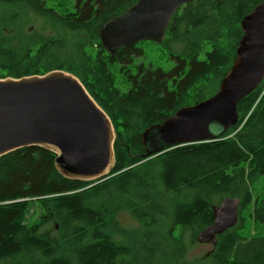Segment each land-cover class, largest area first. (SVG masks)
Segmentation results:
<instances>
[{"label": "trees", "instance_id": "1", "mask_svg": "<svg viewBox=\"0 0 264 264\" xmlns=\"http://www.w3.org/2000/svg\"><path fill=\"white\" fill-rule=\"evenodd\" d=\"M135 1L0 0V79L70 73L115 134L114 165L95 180L64 176L55 151L41 146L0 157V264H185L224 197L240 199L238 221L216 236L209 264H264V236L241 230L264 223V187L252 190L264 175V78L220 137L147 158L155 139L142 141L149 126L217 91L235 58L242 18L263 0L179 7L156 43L173 61L168 70L140 62L148 41L114 54L100 44L101 26ZM122 212L139 232L123 227Z\"/></svg>", "mask_w": 264, "mask_h": 264}, {"label": "water", "instance_id": "2", "mask_svg": "<svg viewBox=\"0 0 264 264\" xmlns=\"http://www.w3.org/2000/svg\"><path fill=\"white\" fill-rule=\"evenodd\" d=\"M193 0H136L110 18L98 31L108 54L140 41L161 43L177 9ZM242 36L230 69L217 91L197 104L178 109L142 134L143 158L171 148L214 140L238 120L237 104L264 78V0L241 20ZM219 123L218 134L210 131ZM115 134L110 119L70 73L54 70L44 75L0 79V157L19 148L41 146L57 154L56 166L66 177L95 180L114 165ZM240 199L224 197L212 206L213 221L197 235L210 243L238 221ZM210 252L207 254L209 255Z\"/></svg>", "mask_w": 264, "mask_h": 264}, {"label": "rangeland", "instance_id": "3", "mask_svg": "<svg viewBox=\"0 0 264 264\" xmlns=\"http://www.w3.org/2000/svg\"><path fill=\"white\" fill-rule=\"evenodd\" d=\"M143 50V56H140V62H143L145 65L150 66L152 68H162L164 70H168L172 67L173 61L166 57L163 51L160 48L159 44L148 41L147 43H142L140 45ZM221 130V126L219 123H211L210 131L213 134H218ZM264 187V175L259 176L253 183L252 190L254 193H259L262 191ZM35 214L39 212V210H33ZM37 212V213H36ZM243 217L246 215V209H242L241 211ZM119 222L123 225L125 229L135 230L139 232L141 226L138 222H136L128 212H122L119 217ZM242 232L248 234L249 231L254 233L256 236H264V223H258L253 225H249L246 223L245 227L241 229ZM126 240V239H123ZM211 250L210 243H199L195 242L189 245L185 256V264H209V255H207ZM183 264V263H182Z\"/></svg>", "mask_w": 264, "mask_h": 264}]
</instances>
